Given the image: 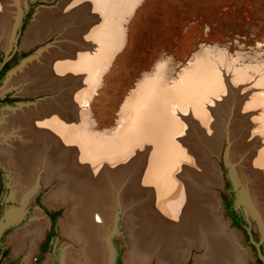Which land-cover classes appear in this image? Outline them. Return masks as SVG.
<instances>
[{"label": "rangeland", "instance_id": "1", "mask_svg": "<svg viewBox=\"0 0 264 264\" xmlns=\"http://www.w3.org/2000/svg\"><path fill=\"white\" fill-rule=\"evenodd\" d=\"M64 1L0 0V16L3 14L6 16L5 20H3L4 17H0V150L12 147L14 142H11V136H16L18 141L23 140L24 145H35L33 136H29L32 142L27 141L18 136L17 126L13 128L6 123L12 111L17 112L27 106L37 109L48 105L45 112L60 109L64 117L69 120L74 119L77 124L81 117V122L85 121L84 117H87L89 121H86L87 128L95 138L120 135L125 126L132 130L135 119L141 115L137 109L127 110L126 104L129 99L133 101L140 91L145 93L144 83L155 74H160L164 77L166 86L173 90L168 96L171 97V105L164 108L168 109V116L177 128L174 132L170 128L169 132H171L161 139H158L161 132H152L154 139H157L153 143L148 140L151 138L148 135L150 132L142 131L140 137H137L136 131L130 134L138 138L137 142H140L134 146L135 157L131 159L135 163L134 168L133 166L128 168L133 169L131 172L126 170L130 172L126 174L130 176V179L127 182H120H123V185L117 191V202L118 199L119 202L113 203L114 205L110 203L105 205L107 209L112 207L114 209L117 205L115 207L117 216L113 219L114 226L110 229L111 231L109 230L110 233L108 232L109 252H111L109 264H128L129 248L132 245L131 232L138 226V210L139 212L150 211L151 206L148 203L150 204L156 188L163 185L162 179L157 180L151 177L146 180L149 187L139 191L140 195L135 198L134 203H125L123 200V192H127L131 182L134 179V181L141 179L139 171L144 165L146 156L173 153L164 152L168 149L170 140L185 151L184 145L187 144L183 134L188 127L191 130L196 125L192 127L189 123L184 129L181 123L184 119L181 115L189 110L201 118L209 115L212 121L214 117L216 119L215 112L211 111L212 108L219 114L218 121L214 119V122L220 126L216 123L213 125L214 122L212 125L213 128H218L217 136L219 135L218 138H221L222 142L215 143L214 147L217 145V149L212 146L213 139L216 137L212 135L213 132L200 134L196 141L192 142L193 146L196 144L197 152L198 150L203 152V154L199 153L200 161L209 163L212 167L210 174L202 175L200 179L195 180V184H198L200 192L209 197L206 204L203 201L205 206L212 208L211 215H218L221 223L225 224V229L232 232L237 249L245 253L246 258L243 264H263L264 220L261 215L256 213L252 216L249 212L251 202L247 194L254 192L257 203L264 202L263 178L260 173L262 166L258 163V159L264 154V0H103L106 15L100 27H95V30L99 29L100 34L105 31L106 34H102L99 39L100 44L94 47L96 51L91 58L92 66H98L103 60L102 43L106 46L107 53L110 51L112 54L109 60L107 59L109 63L105 61L107 67L103 66V69H106L102 73L93 69L94 82L86 86V89H80V92L83 91L82 93L86 96L84 99L80 98L75 105L71 101L73 91L82 85L81 79L73 85L66 84L61 95L64 104L53 91L23 94L24 84L5 89L6 82L12 73L19 70L26 62L38 58L44 51L58 45L60 36L63 31L65 32L64 27L28 47L23 46V38L24 32L40 14L58 9ZM82 11H84L83 8L80 9V13ZM97 14L95 13L96 16H94L97 17L96 20L91 15L85 17L86 19L83 18L85 19L83 22L79 20V27L83 25V29L87 24L100 22ZM76 16L79 15H74L71 20L72 26H76L78 21ZM11 27L13 39L9 48H6L7 34L11 31ZM119 33L122 34L123 42L115 51L112 46L114 40L111 42L110 40ZM85 46H88L87 49L93 47L90 43ZM200 58L203 59L204 72L202 73L199 69L198 76L194 75L200 80L206 79V83L201 80L200 83L189 87L188 91L186 89L175 91L183 76L187 75L185 73L193 69ZM97 74L100 75L97 76ZM190 90L193 93H190ZM200 94H202L201 97ZM199 97L202 107L200 111L195 110ZM150 106L152 107L153 104ZM178 125H182V128ZM11 127L14 132L16 131L15 135L10 130ZM232 130L237 132L235 136L231 135ZM146 136H148L147 139ZM200 138H203L202 142ZM233 148L237 150L236 154ZM47 152L46 157H50V149ZM230 155L233 161L229 158ZM0 158V264H64L66 249L78 248V244L61 227V222L68 218L67 210L73 202L68 200L56 206L48 205L45 202L46 197L55 188L57 189L60 182L52 176L47 178L43 171L36 172L34 169L31 173L33 172L32 174L36 176L35 184L32 182L28 185L30 192L27 196L29 197L26 196L23 202L15 201L12 198L13 191L18 188H15V182L11 180L13 176L18 175L11 174L7 169L4 155L3 157L0 155ZM184 161L192 164L195 162L189 157ZM179 163L175 172L179 171L181 166ZM121 164V167L114 171L127 168V160ZM156 169L159 174V167ZM242 171L246 176H242L244 179L240 178ZM179 174L176 173L177 178ZM83 175L80 174V177ZM86 177L85 173L84 178ZM186 179L179 180L186 182ZM216 179L219 182L217 185L213 183ZM204 190L207 193H204ZM208 192H212L215 196L217 205L211 200V194ZM229 196L235 197L234 210L244 220L247 232L231 223L224 206ZM159 197L161 195H158ZM159 204L165 205L164 202ZM131 209L133 214L129 216ZM50 213L54 215L53 221ZM13 214L17 218L9 222L10 215ZM144 215L145 213L142 214ZM43 220L46 222L43 236L35 252L27 259L30 239L26 234L20 235V233L30 229L31 226L41 224ZM50 230L51 238L48 247L41 253V246ZM15 235L17 239L21 237V240L24 237L23 247L16 251L15 242L11 240ZM205 243L203 241V243L191 245L182 264H198V261L207 253L208 247ZM149 264H158V262L153 258Z\"/></svg>", "mask_w": 264, "mask_h": 264}, {"label": "bare ground", "instance_id": "2", "mask_svg": "<svg viewBox=\"0 0 264 264\" xmlns=\"http://www.w3.org/2000/svg\"><path fill=\"white\" fill-rule=\"evenodd\" d=\"M82 8L84 11L80 13V9ZM95 13H98L100 22L87 24L83 29V25H81V28L79 27V20L83 22L87 16H96ZM75 14L81 16H76L78 21H76V26H72L73 22L71 20ZM105 15V3L103 0H65L58 9L40 14L31 23V26L27 27L26 33L24 32V47L43 40L55 31L65 28V32L63 31L60 36V41L56 47L44 51L38 58L28 63L26 62L19 70L12 73L6 82L5 89H10L14 85L24 84L23 94L53 91L56 92L58 99L64 104L61 95L66 84L73 85L81 79L82 85L73 91L71 101L75 105L80 98L84 99L85 95L82 93L83 91L80 92V89L84 90L86 86L94 82V70L102 73L106 69L105 61L109 60L112 54L110 51L107 53V48L102 43L103 60L98 66H92L91 58L96 51L94 47L96 44H100L99 39L102 37V34H106L105 31L100 34L99 29L95 30V27H100ZM0 17H4L3 20L6 19L5 14ZM83 18L85 19L83 20ZM94 18L96 20L97 17ZM67 25L68 28L66 29ZM12 31L11 27V31L7 34L8 41L6 40V48H9L13 39ZM113 40L114 45L112 46H114L116 51L123 42L122 34L119 33L110 42ZM89 43L93 47L87 49L88 46L85 45ZM91 48L93 49L92 52ZM108 60L107 62L109 63ZM202 60L200 58L199 63L185 73L187 75L183 76L179 87L175 91H183L185 89L188 91L189 87L200 83L202 79L197 78V71L200 69L202 73L204 72ZM103 66H105V69H103ZM99 75L97 74V76ZM148 80L143 86L146 89L145 93L140 91L133 101L129 99L126 104L127 110L137 109L140 111V120L138 117L135 119L132 130H129L128 126H125L123 133L110 138L93 137L87 128V122H89L87 117H84L85 121L83 122H81V117L78 125L74 119L69 120L64 117L60 113V109L45 112L48 105L37 109L27 106L17 112L12 111L8 116L7 122L2 121L9 123L13 128L17 126L19 131L15 132L18 136L20 135L27 141H31L32 139L29 136H33L35 142L33 146L24 145L25 142L23 140H20V142L16 139V136H11V142H14L12 143V147H9L7 150H0V155L2 157L4 155V163L7 169L11 174L18 175L16 177L13 176L11 180L15 182V188H18L16 191H13L12 198L18 202L24 201L27 193L30 192L28 185L32 182L35 184L36 176L32 174L33 172L31 173L34 169L36 172L38 170L39 172L43 171L45 177L51 178L52 176L60 182L57 189L55 188L46 197L45 202L48 205L56 206L66 203L68 200L73 202L69 210H67L68 218L61 222V227L78 244V248L66 249L64 264L110 263L111 252H109L108 232L114 226L113 219L117 216V210H115L117 205L114 209L113 207L107 209L105 205L119 202V199L117 202V191L123 185V182H120H127L130 176L126 174L133 170L132 168H128L131 166L134 168L135 163L131 159L135 157L133 155L135 152L134 146L140 142H137L138 138L130 134L136 131L137 137H140L142 131L150 132L148 135L151 138H148V140L151 141L150 143H153L157 139H154L151 134L152 132H161L158 138L161 139L171 132H169L170 128L173 132L177 128L176 126L174 127L173 122L168 116V109L164 108V106L171 105L172 100L168 96L170 91L172 92L173 90L166 86L165 79L160 74H155ZM205 80L203 78L202 82L206 83ZM189 92L193 93L192 90ZM200 97L199 103L195 107V110L198 111L202 110ZM152 104L153 106L149 107ZM151 109L152 111L150 112ZM211 111L215 112L216 119L213 117L215 121H218L217 115L219 116V114H217L216 109L213 110L212 108ZM185 112L186 114L183 113L181 115L184 119L183 122L181 121L183 128H187L189 123L192 127L196 125L191 130L188 127L183 134L187 144L184 145L186 150H181L170 140L168 149L164 152L173 153L164 155L159 153L146 156L144 165H142L139 171L141 179H137L138 181H134V179L129 188L127 187V192H123L125 203H134L135 198L140 195L139 191L144 187H149L146 180L151 177L163 180L162 187L156 188L151 197L150 204L148 203L151 206L150 211L143 210L139 212L138 210L137 215L139 217L137 218L139 219L136 218L138 226L131 232L132 245L129 248L128 264H149V261L153 258L157 260L158 264H182V260L187 256L191 245L203 243V241L207 244V253H204L205 256L198 261V264H243L246 258L245 253L237 249L236 240L232 232L228 231L227 228L225 229V224L221 223L218 215H211L212 208L205 206L209 197L200 192L198 184H195L196 179H200L202 175L210 174L212 167L209 163L200 161L201 155L199 153L203 154V152L199 150L197 152L196 144L193 146L192 142L200 134L213 132L212 135L216 136L217 139H215L216 137L213 139L212 146L214 147L215 143L217 144L218 142L220 144L222 140L218 138L219 135L217 136L218 128H213L216 122H214V119L210 121L211 116L209 115L205 118L204 113H202L204 118H201L199 115L198 118L196 114H193L189 110ZM3 118L4 114L2 120ZM212 122H214L213 125ZM178 126L182 128V125ZM10 130H12V127ZM15 132L13 131V134ZM235 133L237 132L232 130L231 135L235 136ZM200 141L202 142L203 138H200ZM191 145L193 146L192 148L190 147ZM214 148L217 149V145ZM234 148L233 152L236 154L237 150H234ZM48 149L51 151L50 157H46L48 156L46 155ZM231 153L232 149L230 150ZM188 157L193 158L195 162L193 164L185 162V158ZM229 158L233 161L232 155ZM126 160V169L119 170L120 172L114 171V169L121 167V163ZM35 161L39 163L35 164ZM178 163L181 166L179 171L175 172ZM251 163L254 165L253 162ZM258 163L262 166L260 173L263 178L262 184L264 187V154L258 159ZM158 167L159 174L156 169ZM127 169L130 172L126 171ZM85 173L87 175L86 178H84ZM176 173H180L179 179L183 178L185 180L186 178H190L191 180L194 179V181L186 179V182H182L176 177ZM80 174L84 175L80 177ZM240 176V178L244 179V171L240 172ZM15 179L18 180L15 181ZM213 183L217 185L219 182L216 179ZM132 184L134 185L132 186ZM205 192L207 193L206 190H204ZM208 193L211 194V200L217 205L215 196L212 192ZM253 194L254 192L247 194L248 200L251 202L249 212L252 213V216L256 215V213L259 216L261 215L264 220V202L257 203L254 197L255 194ZM158 195H161V197L158 198ZM77 198L78 202H76ZM199 201L200 203H198ZM159 202H164L165 205L163 206ZM204 206L205 208H202ZM120 209L122 208L120 207ZM143 213H145L144 216H142ZM132 214L133 210L131 209L129 216ZM15 218H17L15 214L10 215V221H8H15ZM45 223V220H43L41 224L31 226L30 229H25L24 232L20 233V235L26 234L30 239L27 259L35 252L37 244L43 236ZM17 238L15 235L11 239L12 242H15V251L16 249H21L22 245H24L22 241L24 237L22 240L21 237H19L20 239Z\"/></svg>", "mask_w": 264, "mask_h": 264}, {"label": "flooded vegetation", "instance_id": "3", "mask_svg": "<svg viewBox=\"0 0 264 264\" xmlns=\"http://www.w3.org/2000/svg\"><path fill=\"white\" fill-rule=\"evenodd\" d=\"M234 204H235V197H234V196H229V197L225 200V202H224V206H225V209H226L227 212H228V216H229V218H230V220H231V223H232L234 226H236V227H238V228L244 230L245 232H247V229H246V226H245V222H244V220H243L242 217H241L237 212H235V210H234V209H235V205H234ZM228 205L231 206V209L228 207ZM49 215H50L51 220L53 221V218H54L53 213H50ZM50 238H51V230H50V232L45 236L44 242H43V244H42V246H41V253L44 252V251L47 249V247H48V243H49V241H50ZM44 246H46V247H44ZM43 248H44V249H43Z\"/></svg>", "mask_w": 264, "mask_h": 264}, {"label": "water", "instance_id": "4", "mask_svg": "<svg viewBox=\"0 0 264 264\" xmlns=\"http://www.w3.org/2000/svg\"><path fill=\"white\" fill-rule=\"evenodd\" d=\"M234 184H236L235 179L232 177ZM263 264H264V258H262Z\"/></svg>", "mask_w": 264, "mask_h": 264}, {"label": "trees", "instance_id": "5", "mask_svg": "<svg viewBox=\"0 0 264 264\" xmlns=\"http://www.w3.org/2000/svg\"><path fill=\"white\" fill-rule=\"evenodd\" d=\"M228 207L231 209V206L230 205H228ZM44 247H46V246H44ZM44 249V248H43Z\"/></svg>", "mask_w": 264, "mask_h": 264}]
</instances>
